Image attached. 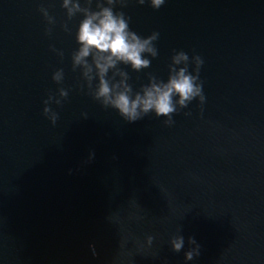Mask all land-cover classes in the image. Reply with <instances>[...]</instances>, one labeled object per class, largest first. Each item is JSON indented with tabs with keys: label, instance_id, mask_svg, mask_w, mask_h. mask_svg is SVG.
Segmentation results:
<instances>
[{
	"label": "water",
	"instance_id": "1",
	"mask_svg": "<svg viewBox=\"0 0 264 264\" xmlns=\"http://www.w3.org/2000/svg\"><path fill=\"white\" fill-rule=\"evenodd\" d=\"M62 5L0 0V264H264V0L113 5L141 37L159 33L148 68L117 66L134 93L167 81L174 52L204 61L205 102L171 124L93 98L72 61L84 14ZM60 89L53 124L44 101Z\"/></svg>",
	"mask_w": 264,
	"mask_h": 264
},
{
	"label": "clouds",
	"instance_id": "2",
	"mask_svg": "<svg viewBox=\"0 0 264 264\" xmlns=\"http://www.w3.org/2000/svg\"><path fill=\"white\" fill-rule=\"evenodd\" d=\"M117 2L125 6L127 4V0H105L107 6L97 4V11H89L87 8H81L79 0H63L62 6L67 9L69 16L77 12L84 14L76 32V42L80 47L72 57L73 67H82L83 76L89 82L94 79L97 81L92 93L93 98L104 107L116 110L124 120L134 122L154 113L157 117H166L165 124H171L172 115L177 112L178 107L186 108L197 98L201 104L205 102L203 82L200 80V68L204 61L199 55H193L190 61L184 51L174 52L167 81L158 82L152 77L147 85H143L134 93L128 83L127 72L117 66L124 64L137 72L148 68L151 61L145 54L157 57L158 50L154 42L157 41L159 33L153 32L147 37H141L130 30V18L123 12L113 10V5ZM165 2L166 0H137L138 4L148 3L153 9H160ZM52 51L62 55V52L55 48ZM90 56L91 63L88 60ZM190 63L194 65L192 71H189ZM63 78V69L53 73L52 79L55 82L59 83ZM58 95L59 98L49 95L44 101L43 113L53 124L57 121V113L48 105L53 102L60 105L61 101L67 98L68 91L60 89ZM170 243L173 251L179 252L184 247V238L177 236ZM189 243L196 242L190 238ZM198 254L197 245L196 248L185 252L184 258L191 261L194 255Z\"/></svg>",
	"mask_w": 264,
	"mask_h": 264
}]
</instances>
